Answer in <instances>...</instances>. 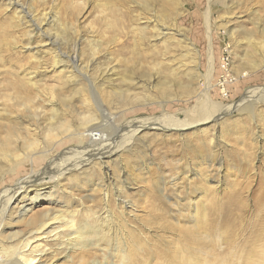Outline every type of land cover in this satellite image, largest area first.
I'll use <instances>...</instances> for the list:
<instances>
[{
    "label": "rangeland",
    "instance_id": "rangeland-1",
    "mask_svg": "<svg viewBox=\"0 0 264 264\" xmlns=\"http://www.w3.org/2000/svg\"><path fill=\"white\" fill-rule=\"evenodd\" d=\"M12 1L24 11L0 0V196L41 171L61 138L55 152L76 148L61 135L65 119L74 130L88 111H105L118 125L172 128L158 117L188 124L200 102L230 113L184 131L145 127L133 139L104 125L92 144L114 139L123 152L32 188L5 215L0 204V264H18L31 234L38 252L25 259L37 255L36 264H244L260 250L264 0ZM62 219L106 235L84 233L80 249Z\"/></svg>",
    "mask_w": 264,
    "mask_h": 264
},
{
    "label": "bare ground",
    "instance_id": "bare-ground-1",
    "mask_svg": "<svg viewBox=\"0 0 264 264\" xmlns=\"http://www.w3.org/2000/svg\"><path fill=\"white\" fill-rule=\"evenodd\" d=\"M8 3H9V5L15 6L16 7V10L19 9L18 12L24 11L21 8V5H19L17 1L16 2H13L12 0H8ZM74 63L76 65L75 60H74L73 64ZM75 65H74V67H76ZM212 71H213V68L212 67H209L208 68V71H207V76L205 77V81H206L205 94H206V91L210 90V88H211ZM72 83H74V82H72ZM184 91H186V90H184ZM203 100L207 101V98L206 97H203ZM51 105H53V104H51ZM100 109H102V107ZM215 110H216L215 107L213 108V105L211 103L207 105L206 102H203V103L200 102V107L198 108L199 113L196 112L197 113L196 114V118L198 117L200 119H196L194 117L195 120H193V122H191L192 121L191 120L190 123H189V121L187 120L188 121V124H186L185 121H184L185 123H183L182 120L180 121L175 116H167V115H164L161 118L158 117V120L159 119H163V120L165 119L164 121H171L173 123H177L179 125V127H174V126H176V125H174V126H171L172 128H168L169 125L167 123H166L167 126H163V125H161V123H160V125H158L157 123L153 124V121H155L153 119H137V118L136 119L133 118V119H131V120H129V121L121 124V125L124 126L123 127L124 129H125V127L128 128V130H129L128 132H132L133 137H130L131 139H133L134 136H136V134L138 132H140L142 129H144L145 127H150V126H153L155 128H158L161 131H166V130L169 131V130H174V129H175L174 131H184L185 129H189V128H191L194 125H198L199 123H202L203 124V123H205L207 121L208 122H211V121H214L215 122V121L221 119L223 116H225L226 113H230V109L229 110L228 109H225V110L224 109H220V110H217V112H215ZM104 112L105 111H102L101 112L102 114H100L98 116L97 115H93L92 116L91 115V112L88 111V115H86L85 121L82 122L78 127H74V130H72L73 127H72V125L69 123V121L67 119H65V121H64L63 124L62 123H59V129H64V131L61 133V135L67 134V133L70 132L69 137L71 136V139H73L74 142H76V148L73 151H68V149H67V150H62L60 152H55V147H56L55 145H57L58 143H62L63 140L66 139L67 137L61 138L58 143L54 144V146H52L51 148H48L44 152V154H43L44 155V158H45V166L43 167V169L41 171L32 173L27 178L21 179L18 182L16 181L17 184L15 186L13 185L12 188L7 189V190H3V194L0 196V204L2 206H4V212H3L4 215L8 211V208H9L10 204H12L13 202H15V200L19 196H21L22 194L28 193L30 190H32V188H36L37 186L42 185V184H49V183H51V184L54 183L55 184V183H58L59 179H61L66 174L68 175L69 173L75 171L76 169H82L83 167L88 166L91 162H93V160H97L98 162H101L102 159H107V160L108 159H112L113 157H116L117 155H119L121 153V151L126 148V147L125 148L124 147L119 148L120 146H116V143L113 141L114 139L113 140L111 139L109 141L107 139H104L103 141H101L100 143H98L99 144V145H97L98 147H96V146H94L92 144L93 141L91 139L94 138V134H95V136H97L98 135L97 134L98 129H101L104 125H105L104 127H107V125H108L113 130L120 129V126L121 125H118L116 123L115 117H113L112 115L106 114V112L105 113ZM213 112H215L216 114L212 115ZM26 113H28V111ZM210 113H211V116H208L207 117V114H210ZM188 114H191V113H188ZM194 114H195V112H194ZM105 115L107 116V118H105ZM187 118H191V117L190 116H187ZM151 123L153 125H151ZM171 125H173V124H171ZM132 126L134 127L133 129L131 128ZM145 129H148V128H145ZM122 134H124V133H122ZM122 134L120 133V136ZM48 136H50V134ZM59 136L56 135L55 137H59ZM127 137H129V135ZM119 139H121V138H117L116 137V142H118ZM127 139H129V138H127ZM8 143H10V142H8ZM129 143L130 142H128L127 144H129ZM8 145L6 143V145H4V148H5V146L7 147ZM10 146H9V148H10ZM127 147H128V145H127ZM56 148H59V147L57 146ZM4 150H6V149H4ZM5 152H1V153H5ZM9 152H11V154H8ZM8 153H7V155H10V156L12 155L14 157H17L15 155V153H16L15 152V149L12 150V151L11 150L8 151ZM24 157L29 158V160L31 159V156L29 157L28 153L25 154ZM76 171L78 172V170H76ZM105 174H106V177H107V181H109L110 178H108V173L106 172ZM94 186L97 187V188H99V189L107 188V186L105 184H103V185H98V184L96 185L95 184ZM92 191H94V190H92ZM103 196H104L103 198H104V201H105V199L107 198V193H104ZM22 210H24V209H22ZM26 212H27V210L24 211V212H22V213H20V216H24L26 214ZM104 213H105V211H104ZM20 216L18 215V217H20ZM45 218H47V215L45 216ZM59 219H58V221H59ZM22 220H24V219H22ZM54 220L57 221L56 218ZM104 220L105 219H103V221ZM60 222H61V224H63V226L64 225L68 226V229L70 230V232L72 231V235H74L75 236V239H77L79 241L78 242V245H79V248L80 249L83 247L82 245H80V244L83 243V241L80 242V239H82V237L85 235L84 233H88V234L90 233V235H94V236L96 234H98V233L101 234L102 236H105L106 235L103 232V229H104L103 225H102V227L99 226V230L100 231H98V228H97V231H94L90 227H88L87 230H84V229H81V228L80 229H77V230H74L75 223L73 224V220L63 221V219H62ZM89 229H92V230H89ZM32 235L33 234H31L30 237L28 239H26L22 243V245L19 247V250L20 251L15 252V254H14L15 259H16V262L18 264H36V262H37L36 261L37 255H34L31 259L30 258L29 259H25L26 257L32 256V254L38 252V251H35V248L36 247L35 248H31V243L38 241L39 237L38 236H32ZM45 239H46V237H45ZM84 242H86V241H84ZM238 252H239V250H238ZM39 255H40V253H39ZM244 258H245L244 264H264V243H262V246H261V249L260 250L254 248L252 251L246 253ZM3 259H5V258H3ZM239 263H241V262L239 261ZM239 263H237V264H239ZM225 264H227V263H225Z\"/></svg>",
    "mask_w": 264,
    "mask_h": 264
},
{
    "label": "built area",
    "instance_id": "built-area-1",
    "mask_svg": "<svg viewBox=\"0 0 264 264\" xmlns=\"http://www.w3.org/2000/svg\"><path fill=\"white\" fill-rule=\"evenodd\" d=\"M222 79H223V82H222V89H223V91L222 92H224L226 94L227 93L226 86L229 84L227 75L226 76H223Z\"/></svg>",
    "mask_w": 264,
    "mask_h": 264
}]
</instances>
